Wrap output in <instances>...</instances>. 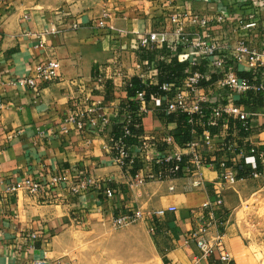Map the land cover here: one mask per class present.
<instances>
[{"label": "crops", "instance_id": "1", "mask_svg": "<svg viewBox=\"0 0 264 264\" xmlns=\"http://www.w3.org/2000/svg\"><path fill=\"white\" fill-rule=\"evenodd\" d=\"M245 4L246 0H0V264H93L89 239L105 238L117 215L133 210L146 215L170 207L177 212L158 222V231L172 244L163 264H231L218 254L203 258L190 240L194 211L208 204L229 254L238 244L236 235L226 231L232 213L218 170L204 167L195 176L142 185L143 173L134 176L115 164L112 139L117 120L128 114L122 105L128 102L127 88L138 73L139 39L162 31L166 18L181 9L206 16L222 10L239 15ZM105 15L106 27H100ZM168 30L172 32V27ZM261 34L262 40L250 36L249 45L262 48L264 29ZM218 37L234 38L229 32H219ZM48 60L60 63V81L37 90L18 83L32 76L36 64ZM235 68L240 76L252 75L248 68ZM198 70L206 72V67ZM101 73L104 87L96 84ZM219 79L214 75L211 83ZM206 86L212 104L224 99L223 93ZM251 94V101L257 103L260 96ZM262 101L256 106L241 104L251 114V131L233 119L218 128L196 120L192 133L214 129L212 135L217 138L212 155L237 169L245 165L250 147L264 154V95ZM98 103L109 120L105 132L81 130L72 122L76 105L90 109ZM167 115L148 102L143 136L152 141L175 137L178 123ZM224 145L233 146V151L223 152ZM60 171L75 184L93 179L97 186L74 195L70 183H63L56 190V205L42 204L24 189L7 194L9 187L21 186L29 178L47 181ZM250 180L249 176L241 181ZM196 182L201 186H195ZM107 186L116 190L112 199L100 189ZM143 222L148 228L150 221Z\"/></svg>", "mask_w": 264, "mask_h": 264}, {"label": "built area", "instance_id": "2", "mask_svg": "<svg viewBox=\"0 0 264 264\" xmlns=\"http://www.w3.org/2000/svg\"><path fill=\"white\" fill-rule=\"evenodd\" d=\"M5 1V0H1ZM181 1V0H177ZM105 15L99 21L100 27H106ZM166 26L160 32H151L142 36L137 44V49L142 53H154L164 48L170 52L166 56H158L154 60L140 57L137 76L145 84L160 87L161 94L153 95L152 102L156 110L165 108L168 115L180 112L196 115L199 122H203L204 111L210 109L211 118L208 123L211 127H220L224 116L244 124L246 131H251V114L239 104L242 96L253 91L264 95V42L262 48L249 45V37L254 36L262 40L261 31L264 29V0H246L239 15L230 11L222 10L212 16L195 13L189 9L179 10L166 18ZM172 27V32L168 30ZM219 32H229L233 35L220 39ZM237 37V38H235ZM141 53V55H142ZM176 58L179 63L187 64L188 75L180 84H159V61H171ZM206 67V72L198 70L200 66ZM245 67L251 70V77L240 76L235 68ZM214 75L220 77L216 83H211ZM261 78V82H259ZM62 79L61 65L57 60H48L36 64L32 76L21 78L18 83L28 86L32 90L47 87ZM96 84L104 87L105 80L102 73L96 78ZM207 84L214 91L223 93L224 99H215L212 104L207 93ZM140 102V115L147 113L148 101L145 92L138 95ZM103 104L98 103L90 109L76 105L71 113V120L81 130L89 128L95 133L105 132L109 120L103 112ZM123 121L130 123L127 117ZM197 122V121H195ZM194 124V122H192ZM126 136H130L128 126L125 127ZM217 137L209 131L202 134H194V138L188 145L179 148L172 135H167L162 141H152L141 136L138 144L129 147L124 143H114L112 149L115 152L114 162L125 171L129 172L135 162H140L143 176L139 183L149 181H162L165 179L179 178L181 173L186 177L198 175L204 167L215 168L219 172V182L223 185H233L240 180L237 177L236 168L228 164V161L217 155H212ZM181 150L189 151L188 154ZM223 152L233 151V146L224 145ZM215 156L214 162H208V157ZM188 157L185 168V158ZM244 163L249 167L252 174L250 178H264V154L258 153L250 147L248 155L244 157ZM70 183L71 193L78 195L89 188L97 186L93 179H86L78 184L69 180L65 171H60L50 180L27 179L23 185H14L8 188V196H13L20 189L26 190L31 196L42 204L56 205L59 197L56 190L63 184ZM108 185L111 181L107 182ZM196 182L195 186H201ZM102 186V185H101ZM108 199H112L116 190L110 186L100 187ZM172 191L174 188L171 189ZM210 205L206 204L194 211L195 228L190 234V240L195 242L205 259L214 257L216 254L224 262L230 263L224 244V236L218 229V223L210 214ZM176 207L160 209L149 212L146 215L140 210L123 212L114 219L116 226L128 227L142 221H150L149 228L153 236L158 232V222L165 219L170 213H176ZM216 230V232H214ZM214 236V240L211 237ZM35 238V235L33 236ZM33 264H43L35 261Z\"/></svg>", "mask_w": 264, "mask_h": 264}, {"label": "rangeland", "instance_id": "3", "mask_svg": "<svg viewBox=\"0 0 264 264\" xmlns=\"http://www.w3.org/2000/svg\"><path fill=\"white\" fill-rule=\"evenodd\" d=\"M226 186L225 202L232 213L226 231L238 239L227 254L236 264H264V178ZM108 230L105 238L89 239L93 264H163L172 245L159 231L153 236L143 221L128 227L112 221Z\"/></svg>", "mask_w": 264, "mask_h": 264}, {"label": "trees", "instance_id": "4", "mask_svg": "<svg viewBox=\"0 0 264 264\" xmlns=\"http://www.w3.org/2000/svg\"><path fill=\"white\" fill-rule=\"evenodd\" d=\"M170 52L168 49L164 48L160 51H156L154 53H142V57L144 59L154 60L156 56H166ZM188 67L187 64L179 63L176 58L172 59L169 63L166 61H159L158 63V70H159V84L163 83H176L180 84L188 75L185 74V68ZM128 102L122 105V107H125L129 113V116L127 117L130 119V123L127 121H123L122 117L117 120V126L114 128L113 134L114 138L112 139V145L114 143H124L129 147H133L138 144V139L144 135L143 133V126H142V120L144 117L143 115H140V102L137 100V97L140 93L145 92V98L148 102H151L152 96L161 94L160 87L155 85H147L143 82V80L139 77H134L128 88ZM259 95L260 99L257 101L261 104L263 103V94H257ZM253 95L251 92L245 94L242 96V99L239 101V104H253L256 106V98L254 99L255 102H252ZM253 106V105H252ZM158 110H165V108H160ZM169 120L176 121L178 123V132L174 137L175 142L181 146L184 147L192 142L194 135L193 130L194 126L193 123H195L196 120H198V117L196 115H190L188 113L180 112L176 114L167 115ZM125 118V117H124ZM204 120L203 122H207V124L210 121L211 118V111L210 109H206L204 111ZM226 119H231L230 117L224 116L221 120V125L224 123ZM125 120V119H124ZM128 126V130L130 131V136H126L125 127ZM193 126V127H192ZM218 128V127H215ZM211 134L214 133V129L209 131ZM204 133V132H203ZM197 134H202V132H199ZM208 162H214L216 160L215 156L208 157ZM141 170V164L140 162H135L133 168L130 170V173L134 176H137L139 171ZM262 169L259 167V171ZM237 177L239 180H243L246 178H249L250 174H252V171L250 172L249 169L245 167V165L239 166L236 169ZM179 176H184V173H181ZM166 262V261H165Z\"/></svg>", "mask_w": 264, "mask_h": 264}]
</instances>
